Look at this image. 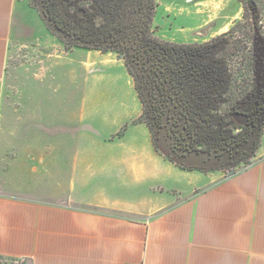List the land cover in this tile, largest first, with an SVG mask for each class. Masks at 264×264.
<instances>
[{"label":"crops","instance_id":"obj_1","mask_svg":"<svg viewBox=\"0 0 264 264\" xmlns=\"http://www.w3.org/2000/svg\"><path fill=\"white\" fill-rule=\"evenodd\" d=\"M27 3L0 0L1 83ZM128 131L66 163L10 171L0 187V257L24 264H264V136L232 175L180 168ZM129 138V141H126ZM123 149L119 148V144ZM1 185V184H0Z\"/></svg>","mask_w":264,"mask_h":264},{"label":"trees","instance_id":"obj_2","mask_svg":"<svg viewBox=\"0 0 264 264\" xmlns=\"http://www.w3.org/2000/svg\"><path fill=\"white\" fill-rule=\"evenodd\" d=\"M239 1L243 16L229 31L192 43L159 36L154 26L157 0L42 3L45 18L70 45L124 60L143 109L132 125L148 127L158 153L184 170H230L232 175L252 164L264 136V85L258 81L264 64V0ZM153 75L164 90L160 115L150 89ZM169 116L178 125L177 139L166 127L167 120L172 122ZM127 128L116 137H123ZM189 157H207L221 169L191 165L183 160Z\"/></svg>","mask_w":264,"mask_h":264},{"label":"rangeland","instance_id":"obj_3","mask_svg":"<svg viewBox=\"0 0 264 264\" xmlns=\"http://www.w3.org/2000/svg\"><path fill=\"white\" fill-rule=\"evenodd\" d=\"M19 1L30 7L22 13L1 83L0 187L10 171L32 173L57 159L66 163L67 149L78 146L73 137L82 132L93 146L116 141L125 126V133L145 134L142 126H132L143 109L124 60L70 45L45 18L42 0ZM156 13L161 38L192 43L229 31L242 19L243 7L239 0H157ZM258 81L264 85V64ZM251 146L252 141L244 150ZM161 147L166 151L168 142ZM189 164L221 169L207 157ZM0 264L24 263L0 257Z\"/></svg>","mask_w":264,"mask_h":264},{"label":"flooded vegetation","instance_id":"obj_4","mask_svg":"<svg viewBox=\"0 0 264 264\" xmlns=\"http://www.w3.org/2000/svg\"><path fill=\"white\" fill-rule=\"evenodd\" d=\"M158 83V80H156L155 79V77H154V75L153 76H151V83H150V89H151V91H152V94H153V103H154V108H155V110L157 111V115H160L162 112H164V108H165V105H164V102H163V100H162V96H163V94H161L162 92H164V90L163 89H161V91L158 89V86H159V84H157ZM171 110V112H170V115L172 114L173 115V113H172V110L173 109H170ZM169 119H172V117L171 116H169L168 117ZM168 129H169V132L171 133V136H172V138H173V136H174V138L175 139H177V138H179V137H175V135L178 133V131H179V128H178V125L177 124H175V122H174V120L172 119V122L170 121V120H167V126H166ZM183 160H186V161H192L193 159H191L190 157L189 158H185V159H183Z\"/></svg>","mask_w":264,"mask_h":264}]
</instances>
